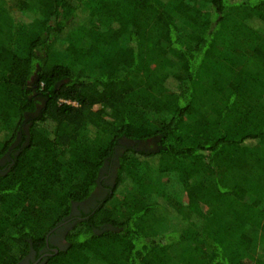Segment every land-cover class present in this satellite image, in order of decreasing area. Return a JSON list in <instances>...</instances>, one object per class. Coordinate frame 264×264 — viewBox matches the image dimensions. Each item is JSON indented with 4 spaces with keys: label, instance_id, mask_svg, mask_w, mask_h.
Segmentation results:
<instances>
[{
    "label": "trees",
    "instance_id": "1",
    "mask_svg": "<svg viewBox=\"0 0 264 264\" xmlns=\"http://www.w3.org/2000/svg\"><path fill=\"white\" fill-rule=\"evenodd\" d=\"M6 157L0 264H264V0H0Z\"/></svg>",
    "mask_w": 264,
    "mask_h": 264
},
{
    "label": "flooded vegetation",
    "instance_id": "2",
    "mask_svg": "<svg viewBox=\"0 0 264 264\" xmlns=\"http://www.w3.org/2000/svg\"><path fill=\"white\" fill-rule=\"evenodd\" d=\"M9 161V159L6 157L4 160H2L0 162V171L6 169L5 167V164L6 162ZM103 178H106V177H103ZM108 192L107 190L106 191H103L100 189H98L97 192L94 193V195H92L88 200H86L85 202L79 204L78 206L75 205L74 206V209H73V213L72 215H75L77 214V216H79L81 214V212H78V207L82 209V212L84 214H89L95 207H96V204H97V201L98 200H101L103 195H106ZM67 221H70V220H67ZM64 237H53L51 242L53 245H55L56 247H59L61 248L60 245H63L65 242L63 240ZM53 241L56 242V244L53 243ZM51 249L49 247L41 250L40 252H32L24 262L20 263V264H43V260L49 255V251Z\"/></svg>",
    "mask_w": 264,
    "mask_h": 264
},
{
    "label": "built area",
    "instance_id": "3",
    "mask_svg": "<svg viewBox=\"0 0 264 264\" xmlns=\"http://www.w3.org/2000/svg\"><path fill=\"white\" fill-rule=\"evenodd\" d=\"M64 103L68 104V105H74V106H77L75 103H71V102H66L64 101Z\"/></svg>",
    "mask_w": 264,
    "mask_h": 264
},
{
    "label": "rangeland",
    "instance_id": "4",
    "mask_svg": "<svg viewBox=\"0 0 264 264\" xmlns=\"http://www.w3.org/2000/svg\"><path fill=\"white\" fill-rule=\"evenodd\" d=\"M83 14H84V13H83ZM83 14H82V15H83ZM53 243H54V244H56V242H55V241H53ZM64 245H65V243H64L63 245H60V246L63 248V247H64Z\"/></svg>",
    "mask_w": 264,
    "mask_h": 264
}]
</instances>
